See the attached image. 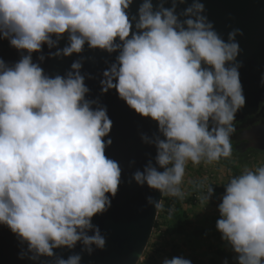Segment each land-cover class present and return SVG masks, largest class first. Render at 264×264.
<instances>
[{
	"label": "clouds",
	"instance_id": "9594fccd",
	"mask_svg": "<svg viewBox=\"0 0 264 264\" xmlns=\"http://www.w3.org/2000/svg\"><path fill=\"white\" fill-rule=\"evenodd\" d=\"M184 3L172 0L166 8L164 0L155 6L142 0L130 16L133 0H0V38L27 53L12 66L0 59V225L26 244L21 259L52 258L55 249L78 242L89 255L104 249L106 238L92 218L108 211L121 182L119 163L105 155L112 121L105 106L86 99L82 60L63 76L46 75L32 59L45 45L57 49L50 57L80 54L85 45L118 53L103 72L102 92L115 89L158 126V135L141 137L156 156L155 166L149 160L133 174L138 185L182 197L189 162L232 155L233 122L246 103L236 40L243 32L232 29L225 42L200 0L177 13ZM197 189L205 207L214 189L203 183ZM147 203L162 206L151 196ZM218 212L216 229L237 264H264V166L231 178ZM81 259L56 257L55 264ZM162 264L191 261L166 257Z\"/></svg>",
	"mask_w": 264,
	"mask_h": 264
},
{
	"label": "water",
	"instance_id": "95a60500",
	"mask_svg": "<svg viewBox=\"0 0 264 264\" xmlns=\"http://www.w3.org/2000/svg\"><path fill=\"white\" fill-rule=\"evenodd\" d=\"M160 0H152L157 5ZM172 0H164L166 8L171 7ZM193 0H185L179 4L177 13L189 6ZM205 5L204 15L213 23L215 31L227 42L228 33L239 28L243 35H237L240 46L237 61L240 81L246 99L245 106L236 113L234 122L255 113L264 101V86H261V75L264 74V0H200ZM142 0H133L129 15H135ZM181 19H184L181 17ZM67 44L65 36L59 41L62 49ZM57 49L43 47L41 53H33V62L39 63L44 73L49 76L65 75L71 70V64L82 60L81 74L85 76V84L89 88L86 99L97 100L107 108V114L112 121V129L105 141L111 139V145L105 149V155L119 163L121 182L118 192L111 198V207L103 214L92 218V223L99 227L106 238L104 249H94L91 255L81 252L82 245L78 242L74 249H55L52 258L41 257L37 261L20 258L26 244H21L15 234L5 226L0 225V264H55L56 257L67 259L70 255L80 254L81 264H138L143 256L152 235L159 209L147 203L151 196L156 201H162L158 190L149 188L146 184L138 185L133 174L143 171L151 160L155 166L156 148L144 143L142 135L152 138L158 135V126L150 118L142 117L130 109L121 100L115 89L102 92L101 80L103 72L115 62L118 53H107L99 49H89L85 45L80 54L67 57H50V52ZM27 54L10 46L9 40L0 38V59L9 66L14 65ZM45 59L40 62L38 57ZM95 107V105H93ZM233 122V123H234ZM134 162V163H133ZM158 167V166H157ZM159 171H163L158 167ZM131 181V182H130ZM92 233L90 232L89 235Z\"/></svg>",
	"mask_w": 264,
	"mask_h": 264
},
{
	"label": "crops",
	"instance_id": "0c3cea01",
	"mask_svg": "<svg viewBox=\"0 0 264 264\" xmlns=\"http://www.w3.org/2000/svg\"><path fill=\"white\" fill-rule=\"evenodd\" d=\"M221 171V170H220ZM219 186L225 187L222 177L214 174ZM224 192L214 193L217 202H209L205 207L200 202L192 204L186 202V196L181 199L184 203L175 215L170 217L163 213L159 219L157 235L151 254L157 259V264H162L164 258L182 256L191 261V264H237L236 253L221 239V234L216 229V221L220 218L218 205ZM179 221L184 226L180 232L165 234L163 230L174 231L179 228Z\"/></svg>",
	"mask_w": 264,
	"mask_h": 264
},
{
	"label": "rangeland",
	"instance_id": "374dc122",
	"mask_svg": "<svg viewBox=\"0 0 264 264\" xmlns=\"http://www.w3.org/2000/svg\"><path fill=\"white\" fill-rule=\"evenodd\" d=\"M227 159L229 161V165L224 164L223 158L211 164H205L204 162H201V164L196 166L189 162L186 165L185 176L181 184V191L182 193L184 192L186 199H194V202L192 204L198 205V202H200L199 197L201 193L200 191H198L197 185L200 183H203L205 185H212L215 192L216 188H225L219 186L216 177H214L215 173H218L219 177H222V183L225 185L230 181L231 178L238 176L245 169L254 171L256 168L264 166V149H249L247 151L239 149ZM215 200L216 199L213 194L209 202H211V204H214L216 202ZM162 214L163 210H161L158 214V220L161 218ZM170 217L172 218V216ZM157 232L158 229L153 230L148 243L149 245H147L146 247L147 252L151 251V249L153 248L154 239L157 235ZM142 259L144 260V258ZM143 260L138 262V264H144Z\"/></svg>",
	"mask_w": 264,
	"mask_h": 264
},
{
	"label": "flooded vegetation",
	"instance_id": "af4514ba",
	"mask_svg": "<svg viewBox=\"0 0 264 264\" xmlns=\"http://www.w3.org/2000/svg\"><path fill=\"white\" fill-rule=\"evenodd\" d=\"M234 127L231 143L235 147L243 151L264 149V101L255 113L234 122Z\"/></svg>",
	"mask_w": 264,
	"mask_h": 264
},
{
	"label": "trees",
	"instance_id": "16d2710c",
	"mask_svg": "<svg viewBox=\"0 0 264 264\" xmlns=\"http://www.w3.org/2000/svg\"><path fill=\"white\" fill-rule=\"evenodd\" d=\"M231 144H232V154H233L235 151H238L239 148L235 147V145L233 143H231ZM223 162H224V164L229 165L228 159H224ZM224 191H225V188H218V189L216 188V192H224ZM216 192L214 191V193H216ZM186 200H187L186 202H190V203L194 202V199H186ZM215 201L217 202V199ZM183 203H184V201L181 199V197H173V196L165 195L162 197V201H161L162 206L159 209L158 214L160 213L161 210H163V213L168 214L169 216L178 217V215L174 216V214L176 211H179V209H181V206ZM181 222L182 221H179V223H180L179 228H177L175 231H174V229L173 230L166 229V230H163V233L173 234L174 232H180L182 230V227H184L181 224ZM159 225H160V221L158 220V215H157V219H156L155 224H154V229H158ZM142 258H144V260ZM142 260H143L144 264H157V259L154 258V256L151 254V251L147 252L146 249H145L143 256L139 260V262Z\"/></svg>",
	"mask_w": 264,
	"mask_h": 264
}]
</instances>
